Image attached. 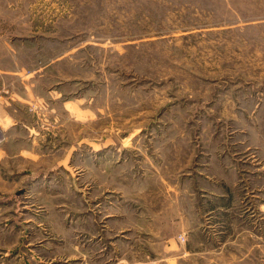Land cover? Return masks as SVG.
Returning <instances> with one entry per match:
<instances>
[{"label": "rangeland", "instance_id": "374dc122", "mask_svg": "<svg viewBox=\"0 0 264 264\" xmlns=\"http://www.w3.org/2000/svg\"><path fill=\"white\" fill-rule=\"evenodd\" d=\"M0 69L44 103L11 134L58 151L2 169L0 252L264 264V0H0Z\"/></svg>", "mask_w": 264, "mask_h": 264}, {"label": "crops", "instance_id": "0c3cea01", "mask_svg": "<svg viewBox=\"0 0 264 264\" xmlns=\"http://www.w3.org/2000/svg\"><path fill=\"white\" fill-rule=\"evenodd\" d=\"M16 73L18 72L15 70L0 69V79H1L0 118L6 124V128L9 132L8 133L9 135L7 136L5 141L0 145L1 146L0 147V201H3L6 199V197H4L6 193H10L11 191H13L12 183L10 181L11 179L10 178L4 179V177H2L3 175L2 169L5 170L4 174L6 175L16 176L17 174H19V171H21L22 169H25L27 160H29L30 164L32 162L36 164H41L40 160H43V154L45 153L49 155L48 157L50 158L53 157V159L56 160L58 151L56 152L57 146H55L53 141L56 138L58 141H60L58 130L56 131L57 134H55L56 137L55 138L50 137L48 140V143L54 144L52 147L51 145L46 144L45 142L46 138L43 137V135H40L41 133H38V132L35 134L31 133V135H29L30 136L29 139H28V136H25L23 138V137H20L19 134H11L16 129L15 127L18 125V121L9 112L10 110H13L12 108L16 101L19 103L20 102L23 103L25 106L27 105L28 102H33L34 103L33 109L37 112H40L41 110L44 109L43 99L41 98V95L36 92L35 87H37V85L35 83L31 84L29 87L27 86L26 82L22 84V86H24L25 94L19 93L15 90H11L10 87L9 89H6V90L2 89L3 87L2 79L5 76L9 77L13 74L15 75ZM37 74L39 73H34L31 78L36 77ZM54 94H55L54 99L62 98L63 91L62 89H60V86L58 87L56 86ZM67 103H72V102H70V100L67 101L66 99H63L62 104H61L63 110L66 109ZM51 109L52 111H54L52 113H55L56 111V114H52V117H55L56 125L59 128V125L61 122V118L59 114L60 110H58V108L57 109L51 108ZM32 125L33 124H27L24 126L27 128H33ZM44 143L45 145H43ZM52 148H53L54 155L50 152ZM17 160H21V161L19 162ZM6 169H8L9 171H6ZM2 183H6L7 186L2 188L1 187ZM13 184L16 189V186H17L16 181ZM1 235H4V233H2ZM11 251L13 250L9 248V249H6L4 252H0V255L2 253V255L0 256V264H31L30 262L28 263V259L26 260V258H24L23 256H20L21 254H19V252L15 254V252H11ZM8 255L9 257H6ZM19 256L21 257L20 259L18 258ZM77 257H78V254L75 255L76 259ZM85 264H93V263L90 261L89 263H85Z\"/></svg>", "mask_w": 264, "mask_h": 264}, {"label": "built area", "instance_id": "2783aa9c", "mask_svg": "<svg viewBox=\"0 0 264 264\" xmlns=\"http://www.w3.org/2000/svg\"><path fill=\"white\" fill-rule=\"evenodd\" d=\"M5 139H6V137H5L4 130L0 126V145L5 141ZM151 264H159V262L153 261V262H151Z\"/></svg>", "mask_w": 264, "mask_h": 264}]
</instances>
